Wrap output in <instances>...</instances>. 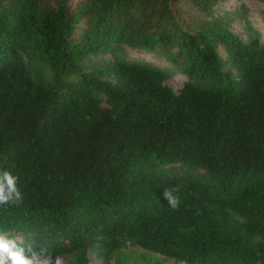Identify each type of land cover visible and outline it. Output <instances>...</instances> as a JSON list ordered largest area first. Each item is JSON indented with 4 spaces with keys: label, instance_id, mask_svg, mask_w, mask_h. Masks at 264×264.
<instances>
[{
    "label": "trees",
    "instance_id": "16d2710c",
    "mask_svg": "<svg viewBox=\"0 0 264 264\" xmlns=\"http://www.w3.org/2000/svg\"><path fill=\"white\" fill-rule=\"evenodd\" d=\"M232 1L0 0V239L264 264V43Z\"/></svg>",
    "mask_w": 264,
    "mask_h": 264
},
{
    "label": "rangeland",
    "instance_id": "374dc122",
    "mask_svg": "<svg viewBox=\"0 0 264 264\" xmlns=\"http://www.w3.org/2000/svg\"><path fill=\"white\" fill-rule=\"evenodd\" d=\"M242 2L243 5H245L248 10V20L251 22V26L253 29H256L259 33L260 39L264 43V17L261 16L258 11L261 7L259 3H257L255 0H240V3ZM236 6L238 5L237 1L228 2L225 4V6ZM243 22L241 19L237 18L235 21V25L233 26V29L240 33L242 36H244L247 33V29L243 28ZM132 57H138L143 56L147 60L152 61L154 63H158V59L154 58L152 55L149 54H142L138 55L135 53L131 54ZM184 77L182 74H174L170 76L166 83L172 86L173 89H177L181 86L182 82L184 81ZM41 258L40 255H37ZM91 260L94 264H105L100 256H96L92 253H90ZM5 264H10V260L5 256ZM43 259V258H41ZM59 260V264H63L62 259ZM51 262V264H56V261ZM109 264H182L179 261L157 255L153 252H149L147 250L141 249L136 246H131V244H127L117 250L114 251L113 257L109 260Z\"/></svg>",
    "mask_w": 264,
    "mask_h": 264
},
{
    "label": "clouds",
    "instance_id": "9594fccd",
    "mask_svg": "<svg viewBox=\"0 0 264 264\" xmlns=\"http://www.w3.org/2000/svg\"><path fill=\"white\" fill-rule=\"evenodd\" d=\"M163 197L168 203L175 207L177 200L172 196L171 192L165 190ZM20 200V192L16 187V179L9 173L5 172L0 176V203H15ZM10 260V264H51V258L44 256L41 259L36 253L25 255L22 248L18 247L14 241L0 239V264H5L4 257ZM59 264V260L56 261Z\"/></svg>",
    "mask_w": 264,
    "mask_h": 264
}]
</instances>
